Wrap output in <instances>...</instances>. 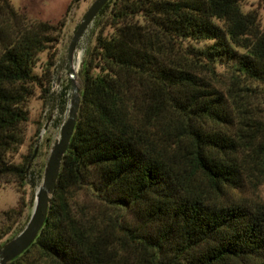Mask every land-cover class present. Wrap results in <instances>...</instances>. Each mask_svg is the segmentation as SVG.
I'll return each mask as SVG.
<instances>
[{"label":"trees","instance_id":"trees-1","mask_svg":"<svg viewBox=\"0 0 264 264\" xmlns=\"http://www.w3.org/2000/svg\"><path fill=\"white\" fill-rule=\"evenodd\" d=\"M241 3L109 0L100 9L46 221L7 264H264V201L222 200L264 183V27ZM63 26L0 0V179L27 184L31 155L19 164L7 155L33 87L50 92L54 56L35 69ZM11 225L0 247L17 234Z\"/></svg>","mask_w":264,"mask_h":264},{"label":"rangeland","instance_id":"rangeland-1","mask_svg":"<svg viewBox=\"0 0 264 264\" xmlns=\"http://www.w3.org/2000/svg\"><path fill=\"white\" fill-rule=\"evenodd\" d=\"M11 5L21 14H25L29 21H43L57 23L63 18L64 26L61 31L59 42L54 49L43 51L39 54L35 71L40 75L44 71L48 58H53L52 83L55 86L45 95L35 85L33 94L26 102L27 120L20 125V143L8 153V159L14 164L24 162L28 159L29 175L27 184L21 185L17 178L5 177L0 179V228L11 225L12 234L18 233L26 224L33 204V195L40 185L43 177L44 167L49 155L51 145L59 135L60 125L67 117V110L71 96L69 80L68 46L74 31L85 12L94 0H9ZM244 11L255 10L259 16L260 24L264 27V0H242ZM95 19V18H94ZM98 19V18H97ZM94 20L86 29L78 42L75 56L74 69L76 84L82 85L81 64L87 50L93 43L95 33ZM217 72L220 77L228 75L227 68L218 66ZM64 88H68L67 94L63 96ZM258 90V91H257ZM257 91V103L264 105V85H259ZM63 100H66L63 103ZM64 107V111H62ZM50 119L48 128L41 134L44 123ZM35 155L32 157L34 148ZM222 200L243 198L248 201H264V183L256 188L246 186L241 190L228 191L222 196ZM26 204L25 207L23 205ZM17 210L18 214L7 220L3 212ZM23 209L22 211H19ZM3 226V227H2ZM4 240V239H2Z\"/></svg>","mask_w":264,"mask_h":264},{"label":"water","instance_id":"water-1","mask_svg":"<svg viewBox=\"0 0 264 264\" xmlns=\"http://www.w3.org/2000/svg\"><path fill=\"white\" fill-rule=\"evenodd\" d=\"M108 1L109 0H94L91 3L80 23L76 27L72 39L69 43L68 59L70 68L69 80L71 86V96L67 110V117L60 125L58 137L51 145L49 155L44 167L42 181L36 188L33 195V204L29 218L24 227L16 235L5 241L0 247V264H7L23 251H25L35 240L37 234L46 221L51 195L53 194L56 187V181L60 171L61 161L68 149L69 141L74 131L80 106V88L76 84V70L73 67L75 51L82 35L92 23L100 9ZM54 86L55 82L52 83V87ZM49 123L50 119H48L44 123L41 134L44 133L48 128ZM36 149L37 148L35 147L32 157L35 155Z\"/></svg>","mask_w":264,"mask_h":264}]
</instances>
